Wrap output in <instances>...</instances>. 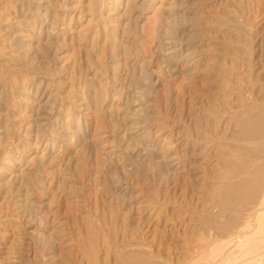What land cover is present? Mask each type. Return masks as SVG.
<instances>
[{"label":"rangeland","instance_id":"1","mask_svg":"<svg viewBox=\"0 0 264 264\" xmlns=\"http://www.w3.org/2000/svg\"><path fill=\"white\" fill-rule=\"evenodd\" d=\"M0 264H264V0H0Z\"/></svg>","mask_w":264,"mask_h":264}]
</instances>
